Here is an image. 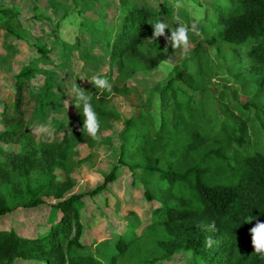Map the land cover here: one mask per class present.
<instances>
[{"label":"trees","instance_id":"trees-1","mask_svg":"<svg viewBox=\"0 0 264 264\" xmlns=\"http://www.w3.org/2000/svg\"><path fill=\"white\" fill-rule=\"evenodd\" d=\"M118 1L127 13L107 33L106 43L121 77L154 69L177 52L164 49L163 37L149 39L152 24L167 23L170 8H155L140 0ZM18 15L15 7L0 6L10 34L17 33ZM206 19V37L189 32L194 48L178 56L173 75L156 87V111L152 107L142 118L124 121L119 163L140 174L145 184L150 180L153 188L146 189V197L158 206L144 231L134 228L118 237L106 263L86 251L82 209L116 182L119 165L93 190L66 198L74 187L69 164L73 151L84 148L82 161H86L99 141L80 131L81 106L77 121L61 140L37 146L23 123L24 114L32 104L36 112L41 111L47 95L31 93L37 69L25 67L17 74L14 100L1 114L5 129L0 131V220L45 205L51 213L43 234L23 236L13 227H0V264L30 259L43 264H154L181 251L191 253V264H264L249 233L257 220L264 222V148L248 150L252 118L245 108L249 105L233 102L232 108L227 106L229 115H212L206 89L197 85L199 78L213 76L207 42L221 54H234L238 80L244 85L254 81L263 92L264 0H215ZM37 49L50 57L46 47ZM42 72L51 92V72ZM111 86V92L102 90L91 98L99 122L117 120L119 113L106 107L108 99L130 92L127 86ZM220 97L225 100L228 95L223 91ZM150 102L153 106V99ZM257 115L264 131V105ZM209 237L214 241L210 248Z\"/></svg>","mask_w":264,"mask_h":264},{"label":"rangeland","instance_id":"rangeland-1","mask_svg":"<svg viewBox=\"0 0 264 264\" xmlns=\"http://www.w3.org/2000/svg\"><path fill=\"white\" fill-rule=\"evenodd\" d=\"M140 2L155 8L163 5L170 8L171 14L166 16L170 28L178 27L175 19L177 15L179 22L189 27L193 23V16L185 9L177 11L172 0ZM190 2L196 5L192 11L201 17L196 20V26L200 35L205 38L204 26L208 23L206 16L212 15L215 0ZM1 5L16 8L19 24L17 33L10 34L0 16V131L5 129L1 114L7 103L14 100L16 76L25 67L39 71L31 80V93L47 95L41 111L36 112V105L32 104L25 109L24 114L23 123L37 146L52 139L61 140L66 130L77 121L78 108L73 103L67 109L63 103L65 99L73 97V85L80 86L92 98L95 93L102 91L89 82L93 76L98 75L106 78L111 85L119 88L127 86L130 89V92L113 95L108 99L106 107L118 112L120 117L117 120L99 122L100 140L91 149V157L82 161L84 148L79 147L73 151L69 160L73 168L74 187L66 198L72 194L93 190L103 183L114 166L119 165L116 182L104 193L88 200L82 209L85 225L83 242L87 245L86 251L106 263L107 255L118 237L134 228L138 233L144 231L146 225L152 221V212L158 206L146 197V189L153 188L150 180L146 179L145 184L140 174H134L119 163L121 144L126 133L124 121L132 117L142 118L152 107L151 111H156V87L173 75L178 56L184 53L177 50L169 56L174 68L167 75L157 66L142 70L132 77H121L106 43L107 33L114 30L120 18L127 13L125 5L118 0H0ZM15 27L17 28V24ZM37 45L49 49L50 57L42 55ZM205 47L209 52V70L213 76L212 79L204 76L199 78L197 85L206 89L208 112L225 117L229 115L227 106L232 108L231 103L248 104L249 107L245 109H248L252 118L248 132V150L264 148L262 118L260 115L256 116L264 105V90L260 92L259 84L254 81L244 85L238 80L234 54H221L207 42ZM193 48L194 43L190 42L187 53ZM42 71L51 72V92L46 87V77ZM223 91L228 95L225 100L220 97ZM151 99L153 106H150ZM40 125L47 126V133L35 132V128ZM6 148L17 149L15 146ZM50 213L51 207L47 205L23 210L0 220V227H13L23 236L43 234ZM191 263V253L181 251L154 264ZM15 264L43 263L30 259L17 260Z\"/></svg>","mask_w":264,"mask_h":264},{"label":"clouds","instance_id":"clouds-1","mask_svg":"<svg viewBox=\"0 0 264 264\" xmlns=\"http://www.w3.org/2000/svg\"><path fill=\"white\" fill-rule=\"evenodd\" d=\"M173 7L178 11L180 9H185L193 16V23L191 27L189 25L179 22V16L177 15L175 19L178 21V27L170 28L169 24L163 21H157L152 24V35L149 38L152 42L157 41L160 37L164 38L165 48L167 49L171 47L173 50H182L184 54L187 53L190 45L189 39V31L191 30L195 35L199 36L200 33L197 30L196 20L201 17L197 16L195 12L192 10L196 7L195 4L191 3L190 0H172ZM166 29L169 30L170 34L166 33ZM174 68V64L171 58L162 60L158 65V69L167 75ZM81 80H84L83 78ZM92 85H94L98 89L106 90L111 92L112 86L108 82L106 78H102L98 75L93 76L89 81ZM73 97H69V99H65L63 101L64 106L68 109L70 105L74 103L76 108L83 107V115L84 121L82 128H80L81 132L86 133L91 139L95 141L100 140V136H98L100 124L99 119L92 107L91 97L86 95L80 86L73 85L72 87ZM48 129L45 125H40L35 128V132L37 134L47 133ZM251 217L247 218V222H251ZM212 229L215 228L213 224L211 226ZM249 233L251 236V245L254 249V252L264 257V222L257 220L255 225L249 229ZM214 241L211 237L206 240V246L212 247Z\"/></svg>","mask_w":264,"mask_h":264}]
</instances>
